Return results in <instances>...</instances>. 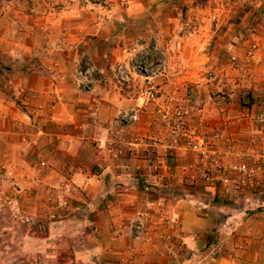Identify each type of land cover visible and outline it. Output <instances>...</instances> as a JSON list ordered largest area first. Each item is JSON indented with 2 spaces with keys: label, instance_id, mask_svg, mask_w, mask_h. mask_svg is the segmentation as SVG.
Listing matches in <instances>:
<instances>
[{
  "label": "crops",
  "instance_id": "obj_1",
  "mask_svg": "<svg viewBox=\"0 0 264 264\" xmlns=\"http://www.w3.org/2000/svg\"><path fill=\"white\" fill-rule=\"evenodd\" d=\"M18 1L14 2L15 9L8 6L1 14V20L7 22L1 32L5 39L0 42L1 53L9 67L17 65L15 84L23 93L16 94L15 101L20 103L15 107L10 96L0 95V159L8 161L12 154H18L20 165H31V172H27L33 175L32 180H45L50 185L61 181L62 186L55 185L60 187L58 193L78 196L82 203L78 206L89 207V214L79 218L71 215L79 222L91 223L75 225L95 231V235L86 234L85 248L78 250L81 254L74 250L71 261L81 256L82 261H89L92 255L98 259L101 253L116 254L114 258L118 259L120 252L134 242L124 234L135 211L141 208L150 215L145 222L147 227H163L161 195L157 193L160 199H154L158 189H153V193L137 183L145 179L144 175L157 180L158 173H148L145 168L156 165L152 160L156 153L163 154L162 142L145 139L155 133L151 112L163 106V100L170 104L188 101L190 98L182 91L188 81L197 82L200 88L211 85L210 80L216 76L212 72L216 69L212 56L230 50L219 44L226 31L217 29L218 16L210 0ZM214 16L216 23L212 24ZM9 22L15 23L13 31L8 29ZM136 42L154 43L165 58L163 74L153 79L156 97L145 103L136 98L138 76L131 74L125 83L114 78L115 63ZM23 50L29 55L46 52L50 56L39 58L38 72L27 73L21 68L24 64L19 52ZM81 55L99 71L89 91L77 88L73 78ZM200 70L209 74L200 76ZM27 79L35 90L30 97L22 88ZM199 104L193 106L194 111L205 114L207 105ZM127 111L135 112L136 120L129 122L119 116ZM21 150H30L31 156L26 157ZM172 206L182 219L183 230L187 229L184 236L210 227L211 224H201L199 218L190 222L195 213L188 205L175 202ZM75 208L71 205V209ZM48 209L50 213L54 210ZM68 217L58 222L65 225L70 221ZM136 218L139 217L132 219ZM53 220L57 219L42 224H56ZM153 221L160 225L152 224ZM133 261L130 257L127 260L128 264ZM179 261L177 257L167 264Z\"/></svg>",
  "mask_w": 264,
  "mask_h": 264
},
{
  "label": "rangeland",
  "instance_id": "obj_2",
  "mask_svg": "<svg viewBox=\"0 0 264 264\" xmlns=\"http://www.w3.org/2000/svg\"><path fill=\"white\" fill-rule=\"evenodd\" d=\"M210 1L218 16L217 29L227 34L219 44L229 46L230 50L212 56V62H216L213 66L216 69L211 70L215 78L210 82L199 81L209 82V87L200 88L197 82L188 81L182 88L185 97L190 98L188 101L170 104L163 100V106L154 108L151 112L154 137H144L163 143V154L152 157L156 165L148 164L145 168L148 173H158L157 180L144 175L145 179L137 182L141 189L152 192L158 189L163 227H147L149 224L145 222L150 215L140 208L131 214L124 234L134 242L120 252L118 259L114 258L116 254L101 253L98 259L92 255L89 261H82V256L71 261L74 250L85 248L86 234L95 235L94 230L75 225L91 223L79 222L71 216L89 214V207L80 208L78 196L58 193L60 187L55 182L50 185L45 180H32L33 175L27 172H31V165H20L19 155L12 154L8 161L0 159V264H128L129 257L134 260L130 264H167L177 257L180 259L177 264H264V189L257 183L264 181V121H257L258 112L264 109V0ZM14 2L0 0V42L5 40L1 32L7 23L1 20V14L8 6L15 9ZM14 24L9 22L8 29L13 31ZM19 55L24 64L21 68L27 73L38 72L39 58L50 56L46 52L29 55L25 50ZM5 58L0 49V95L10 96L15 107L20 103L15 96L23 90L15 84L17 65L9 67ZM46 70L50 68L47 66ZM198 73L209 74L206 70ZM22 88L29 97L35 92L30 80ZM197 103L207 105L205 114L194 111ZM158 108L162 114L170 115L169 124L157 112ZM176 108L181 113L178 120H183L177 128L172 127ZM185 131L198 135V140L184 135ZM193 140L200 143L199 148L205 147L202 152L188 145ZM20 153L31 156L30 150ZM233 179H242L245 184L240 187ZM59 185L62 186L61 181ZM175 202L188 205L195 213L190 222L199 218L201 224H211L210 227L184 236L187 229L183 230L182 219L174 213ZM71 205L77 208L73 210ZM50 207L54 209L51 213H57L51 217ZM67 215H70L68 223L58 222ZM134 216L139 218L133 220ZM51 219H57L53 220L56 224H42ZM135 220H142L140 228L134 227ZM114 259L117 262L112 263Z\"/></svg>",
  "mask_w": 264,
  "mask_h": 264
},
{
  "label": "built area",
  "instance_id": "obj_3",
  "mask_svg": "<svg viewBox=\"0 0 264 264\" xmlns=\"http://www.w3.org/2000/svg\"><path fill=\"white\" fill-rule=\"evenodd\" d=\"M127 55L121 60L117 61L114 65V78L118 83L128 82L131 74H134L140 78V84L136 89V98L140 102L145 103L152 101L157 94L153 79L162 75L165 68L164 54L155 48L154 43L143 44V42H136L130 50L127 51ZM99 73L98 69L95 68L89 60L81 55L79 57L78 63L74 69L73 78L77 88L82 91H89L95 83V77ZM157 112H161V109H157ZM167 113V112H166ZM183 113H186L184 111ZM175 120H172V127H179L183 124V120H178L181 117L180 111L176 108L174 111ZM119 116L123 117L126 121L132 122L136 120L137 115L135 112L127 111L120 112ZM161 116L167 118V124H169L170 115L162 114ZM257 121H264V109H261L257 114ZM184 129V128H183ZM193 132V131H191ZM187 137H192L198 140V135H188L186 131L183 132ZM194 141V140H193ZM188 145L193 149L200 152L203 149L199 148L200 143L197 141L188 142ZM206 146V144H205ZM235 184L238 186H243L245 181L242 179H233ZM257 183L264 189V181H257ZM134 227L140 228L139 222H135Z\"/></svg>",
  "mask_w": 264,
  "mask_h": 264
},
{
  "label": "trees",
  "instance_id": "obj_4",
  "mask_svg": "<svg viewBox=\"0 0 264 264\" xmlns=\"http://www.w3.org/2000/svg\"><path fill=\"white\" fill-rule=\"evenodd\" d=\"M216 197H213V199H215Z\"/></svg>",
  "mask_w": 264,
  "mask_h": 264
}]
</instances>
